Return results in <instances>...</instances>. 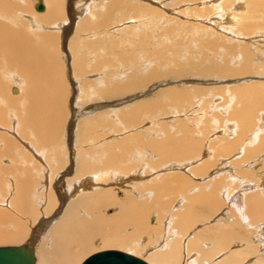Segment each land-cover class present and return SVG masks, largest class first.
<instances>
[{"label": "bare ground", "instance_id": "obj_1", "mask_svg": "<svg viewBox=\"0 0 264 264\" xmlns=\"http://www.w3.org/2000/svg\"><path fill=\"white\" fill-rule=\"evenodd\" d=\"M256 78L264 0H0V245L33 244L36 264H80L96 244L149 264H264ZM184 79L202 85L167 87ZM71 100L95 106L72 123ZM211 110L226 120L204 142Z\"/></svg>", "mask_w": 264, "mask_h": 264}, {"label": "rangeland", "instance_id": "obj_2", "mask_svg": "<svg viewBox=\"0 0 264 264\" xmlns=\"http://www.w3.org/2000/svg\"><path fill=\"white\" fill-rule=\"evenodd\" d=\"M193 4V3H192ZM190 4V6H193V5H195V4ZM200 3H197V5L196 6H198ZM182 7H186V6H182ZM158 9V11H160V9L159 8H157ZM161 10H163V11H165L164 9H161ZM177 10H175L174 12H176ZM178 14H174V19H177L178 20ZM173 18V17H172ZM180 21H183V18H181V20ZM231 24H234V23H231ZM172 28V27H171ZM239 28H242V26H238V29ZM155 30V29H154ZM175 35V37H174V39H173V37L171 38L170 37V41H172V42H174V44L175 45H177V46H181L182 47V49L184 50V49H189L190 47L191 48H193V46L195 45V44H197V43H195V42H193V41H189V40H184L183 39V36H180L179 34H174ZM160 39H164V38H160ZM183 44H185V45H183ZM124 46H126V44H123ZM125 64H124V66H125V69L123 70L122 68H118V69H116V72H115V75H120V77L121 78H124L129 72H131V71H133V68L134 67H137L138 69H142V64L139 62V61H137L136 59H134L133 60V62H132V60H130V61H128V62H124ZM134 64H137V65H134ZM128 69H131V71H129ZM211 77H213L214 75H210ZM215 78H217V76H214ZM241 78H244V77H241ZM189 79V81H191V80H193L192 78H188ZM188 79H184L183 81L184 82H178L177 83V81H176V83H172V84H169V85H167V87H170L171 85H178V86H173V87H176V88H178V89H191L190 87H195V86H199V85H202V84H200V83H197V84H193V83H186L185 81H187ZM257 79V78H256ZM244 80H247V79H243V80H239V81H243L244 82ZM251 80V82L250 83H253V82H263L264 83V79L263 78H258L257 80H255V79H250ZM249 80V81H250ZM252 80H254L253 82H252ZM182 81V80H181ZM189 81H187V82H189ZM216 81V80H215ZM242 82V83H243ZM225 83H227V82H223L222 84H220V87H221V85H223V84H225ZM230 83H232V84H234L235 83V80L233 81H231ZM207 84H210V82H208ZM217 84V85H216ZM216 84L214 83L213 85L215 86V87H219V83H217V81H216ZM150 87V86H149ZM149 87H147V88H149ZM163 88V87H162ZM161 88V89H162ZM168 89H170V88H168ZM157 91H159V90H156V91H150L149 89H147L146 90V93H145V95H147V94H149V95H152V94H155ZM137 95V94H136ZM145 95H141L139 98H137L136 100H133V101H129V99H125V98H122V101H117V102H111V103H109V102H107V103H105L106 101H104V103L103 104H105V105H108V104H112L111 106H113L114 105V107H116L115 106V104H117V105H119V106H121V104L122 105H124V106H122L121 108L118 106V108L117 109H123V108H125V107H127L129 104H131V103H133L134 101H139V100H142V98L144 99L146 96ZM208 96H210V94L208 95ZM73 99V98H72ZM124 99V100H123ZM191 100L189 101V103H191L192 101H194L195 99H193L192 97L190 98ZM126 100V101H125ZM124 101V102H123ZM122 102V103H121ZM195 102V101H194ZM92 104V105H91ZM209 105H212L211 107H216V105L217 104H209ZM72 106V107H71ZM92 106H95L93 103H90L89 105H87L86 107L84 106V107H78V106H76V104H73V101L71 100L70 101V111H69V113H70V117L71 118H69V122H71L72 121V123L74 122V120H73V112L75 111V110H82V109H84V108H86L87 110H88V108L89 107H92ZM74 110V111H73ZM165 119H167V118H165ZM206 120H208V125L206 126V125H204L203 127H201L202 128V134H201V137H200V139L201 140H203L204 142H206V140H208V139H206L205 140V136H207V138H209L208 136H210L212 133H213V131H216V128L213 126V123H215L217 126H223L224 125V123H225V120H226V118H222V116L219 114V113H217V111H215V110H211V113L208 115V117H206ZM165 121H167V120H165ZM214 121V122H213ZM147 124H149V122H147ZM238 125V128L236 129L239 133H238V137L239 136H243V139H246L247 138V135H245L244 133H243V131H242V128H243V125L241 124V123H237ZM210 127H211V129H210ZM71 130L69 127H67V144L69 145L68 147H69V149H70V146H71V144H72V134H73V130L72 131H69V130ZM207 129H210V130H207ZM221 128H219V129H217L218 131L220 130ZM223 129V128H222ZM221 129V130H222ZM70 133H69V132ZM72 135V136H71ZM227 135H225L224 137H222V138H218V140H216L214 143H213V147H214V154H215V156L217 157V158H219V157H224V156H230V155H232V151H229L230 150V148H229V150H224L226 147H229L228 146V143H230L231 141H233V140H235V136H233V137H226ZM69 137V138H68ZM237 137V138H238ZM236 138V139H237ZM74 139V138H73ZM233 143V142H232ZM231 148H233V150H236L234 147H231ZM222 151H225V153H222ZM245 152H247L246 153V155L244 156V158H246L250 153L247 151V150H245ZM252 154V156L253 157H255V156H257L258 154H253V153H251ZM261 156V155H260ZM219 165V163L218 162H216L215 163V166H218ZM256 175L257 174H255V177H256ZM225 203H226V201H225ZM228 207V206H227ZM227 207H226V209H227ZM110 213H112V212H110ZM31 230V229H30ZM187 231V229H185L184 230V232H186ZM96 247H98V245L96 244L95 246H94V248H93V250H92V252L91 253H94V252H96V251H100V250H104V249H118V250H121V251H125V252H127V253H129L128 252V250L127 249H121V248H117V247H107V248H105L103 245L102 246H99L98 248H96ZM90 253V254H91ZM89 254V255H90ZM130 254V253H129ZM132 255V254H131ZM139 258H141V259H143V260H145L146 262H147V258L145 257V256H140ZM148 263V262H147Z\"/></svg>", "mask_w": 264, "mask_h": 264}, {"label": "water", "instance_id": "obj_3", "mask_svg": "<svg viewBox=\"0 0 264 264\" xmlns=\"http://www.w3.org/2000/svg\"><path fill=\"white\" fill-rule=\"evenodd\" d=\"M0 264H36L34 245L22 242L0 245ZM80 264H149L143 259L118 249H104L88 255Z\"/></svg>", "mask_w": 264, "mask_h": 264}]
</instances>
